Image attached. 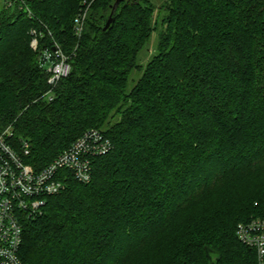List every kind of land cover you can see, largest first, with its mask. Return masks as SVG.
Instances as JSON below:
<instances>
[{"label": "trees", "instance_id": "obj_1", "mask_svg": "<svg viewBox=\"0 0 264 264\" xmlns=\"http://www.w3.org/2000/svg\"><path fill=\"white\" fill-rule=\"evenodd\" d=\"M25 2L0 4V132L38 170L91 129L112 149L24 220V264H257L236 230L264 218V0H122L106 31L116 0Z\"/></svg>", "mask_w": 264, "mask_h": 264}, {"label": "built area", "instance_id": "obj_2", "mask_svg": "<svg viewBox=\"0 0 264 264\" xmlns=\"http://www.w3.org/2000/svg\"><path fill=\"white\" fill-rule=\"evenodd\" d=\"M0 4L6 8H14L18 4L30 17L33 16L25 0H0ZM86 16L87 11H83L76 17L75 28L79 36L84 30ZM31 34L37 37L36 31H31ZM32 44L35 46L37 39ZM40 64L49 74V90L45 96L52 101L54 90L70 74V57L54 42L51 49L46 48L42 52ZM13 136L11 127L0 132V264H24L20 257L24 220L41 215L46 199L65 189L67 176L64 173H71L77 181L88 184L93 173L91 159L112 149L111 143L99 130L91 129L49 165L38 170L24 161L23 154H30L29 143L21 141L19 153L11 143ZM236 235L242 244L255 251L257 264H264V218L256 217L240 223Z\"/></svg>", "mask_w": 264, "mask_h": 264}, {"label": "rangeland", "instance_id": "obj_3", "mask_svg": "<svg viewBox=\"0 0 264 264\" xmlns=\"http://www.w3.org/2000/svg\"><path fill=\"white\" fill-rule=\"evenodd\" d=\"M80 14H82V11H80L79 12V14L77 15V17L80 15ZM87 17H88V14H87V16H86V19H87ZM75 20H76V18H75ZM75 20H74V22H75ZM84 27H85V25H84ZM83 32H84V30H83ZM83 32H82V34H83ZM157 35L156 34H154L153 35V37H152V41H151V44L149 45V48H148V50L147 51H145V52H143V54L141 55V59H142V64H146L148 61H149V59L151 58V56L154 54V52H155V42H156V37ZM54 42H57L59 45H60V47L62 48V45L58 42V41H56V40H54ZM35 46H37V44L35 45ZM64 51V50H63ZM65 53V52H64ZM66 54V53H65ZM66 56H68L67 54H66ZM69 57V56H68ZM137 75H133V77H132V79H131V82H130V84L132 85L133 84V80L135 79V78H137L136 77Z\"/></svg>", "mask_w": 264, "mask_h": 264}, {"label": "water", "instance_id": "obj_4", "mask_svg": "<svg viewBox=\"0 0 264 264\" xmlns=\"http://www.w3.org/2000/svg\"><path fill=\"white\" fill-rule=\"evenodd\" d=\"M121 2H122V0H116L115 4L113 5V11H112V14H111V16H110L109 20L107 21L106 26H105V28H104L105 31L111 26V24H112V22H113V14H114V12H115L117 6H118Z\"/></svg>", "mask_w": 264, "mask_h": 264}]
</instances>
